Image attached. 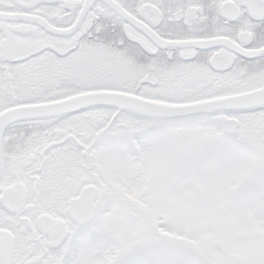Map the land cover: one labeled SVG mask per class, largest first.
<instances>
[{"label": "snow or ice", "instance_id": "snow-or-ice-1", "mask_svg": "<svg viewBox=\"0 0 264 264\" xmlns=\"http://www.w3.org/2000/svg\"><path fill=\"white\" fill-rule=\"evenodd\" d=\"M0 264H264V0H0Z\"/></svg>", "mask_w": 264, "mask_h": 264}]
</instances>
